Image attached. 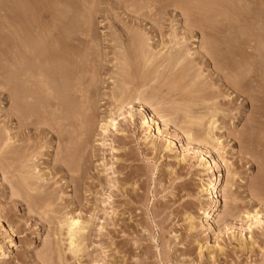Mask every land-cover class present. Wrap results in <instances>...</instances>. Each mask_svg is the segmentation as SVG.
Here are the masks:
<instances>
[{"label": "rangeland", "instance_id": "rangeland-1", "mask_svg": "<svg viewBox=\"0 0 264 264\" xmlns=\"http://www.w3.org/2000/svg\"><path fill=\"white\" fill-rule=\"evenodd\" d=\"M8 1L21 0H0V264H264V149L249 142L264 122V105H260L264 95L259 92L257 97L258 93L247 88V95L239 93L232 74L227 76L218 59L215 62L207 56L213 41L209 36L212 24L218 21L214 30L227 33L226 45L221 48L227 52L242 48L244 58L253 64L243 68L245 82L262 81L264 75L257 66H264V35H259L264 26V0H228L233 4H227L230 9L225 6L228 1L223 6V0L219 4V0H208L209 4L205 0L207 5H219L212 6L216 12L206 16L202 9L212 8L204 6L203 0H199L202 5L188 0L194 4L190 8L184 0L21 1L33 5L28 8L45 4L63 12L55 10V16L47 10L40 18L49 35L58 14L61 21L57 17L56 25L71 19L78 28L75 39L65 40V44L76 46H62H68L70 53H66L75 64L81 60L80 71L78 66L72 68L70 55L62 47L61 61L48 63L46 57L48 68L38 64L44 73L41 79L53 85L49 75L68 56L69 65L67 60L63 62L68 69L72 66L70 73L77 69L78 74H84L80 77L76 72V77L85 83L78 79L80 91L85 88L81 100L75 93L79 92L76 84H69L76 81H71L73 73L71 79L69 74L64 76L65 80L69 77L64 81L68 90L76 88L67 94L71 103L75 102L73 106L66 102L69 112L61 102V112L51 106V113L47 103L56 99V93L48 89L45 95L38 93L36 97L44 102L35 104V99L33 106L38 107L34 111L38 112L31 116L32 122L24 121L25 126L13 116L12 102L2 86V66L6 67L2 57L15 55L13 43L21 38L17 29H22L15 21L7 24L8 9L4 7L11 4ZM14 2L15 8L21 3ZM196 6L203 13L194 10ZM21 29L17 34L24 35L26 31L22 34ZM47 33L41 37L46 39L43 34ZM28 34L26 41H30ZM50 40L44 41L50 44L49 48L44 44L45 50L55 49ZM143 44L149 48L148 55L154 54L151 56L157 60L142 56L139 46ZM10 47L14 50H8ZM46 51L47 56L50 52ZM72 51L76 55L72 56ZM178 52L190 55L175 65ZM58 53L56 56H61ZM45 73L50 74L45 77ZM34 75L35 82L41 83L39 75ZM61 92L59 100L66 101L67 95ZM145 100L148 103L143 109ZM214 160L219 161L217 167L211 166ZM219 178L221 205L216 207L208 189ZM76 214L85 221L87 231L83 252L74 256L64 223Z\"/></svg>", "mask_w": 264, "mask_h": 264}, {"label": "bare ground", "instance_id": "bare-ground-1", "mask_svg": "<svg viewBox=\"0 0 264 264\" xmlns=\"http://www.w3.org/2000/svg\"><path fill=\"white\" fill-rule=\"evenodd\" d=\"M20 1V0H19ZM21 1H24V0H21ZM20 1V2H21ZM27 1V0H26ZM33 1V0H32ZM35 1H37V0H35ZM35 1H33L32 3H35V4H39L40 3V1L38 2L37 1V3L35 2ZM53 1V0H52ZM134 1V0H133ZM146 1V0H145ZM151 1V0H150ZM198 2H199V4H201L202 5V3H203V1L205 2V0H203V1H199V0H197ZM210 1H212V0H210ZM214 2L216 1V0H213ZM212 1V3H214ZM226 1H228V0H223V6H224V4H225V2ZM9 2H11V1H8V4H9ZM12 2H14V1H12ZM12 2H11V4L10 5H12ZM20 2H17V1H15L14 3L17 5V3H20ZM30 2H31V0H30ZM60 2V1H59ZM129 2V1H128ZM185 2H189V4L187 3L186 5V8L188 7V8H190L189 6H193L194 4H193V1H186V0H184V3ZM191 2V3H190ZM195 2H196V0H195ZM207 3L209 2L208 0L206 1ZM205 2V4H204V6H206L207 8H209V9H211L212 8V11H207L206 10V8L204 7V9H202V11L204 12L205 11V13H203L201 10H200V8H203V6L201 7L200 5L198 6V7H200L199 9L197 8V6L194 8V10L197 8L198 10H200V12H202L204 15L203 16H206L207 15V12H211V13H213V7L212 6H219V5H213L211 2V4L212 5H207V3ZM217 2V4H219V2H220V0L219 1H216ZM240 2V1H239ZM41 3H43L42 1H41ZM58 3V2H57ZM63 3V2H62ZM138 3V2H137ZM155 3V2H154ZM220 3H222V0H221V2ZM232 3V2H231ZM257 3V2H256ZM259 3H261V2H259ZM5 4H7V3H5ZM4 4V5H5ZM7 4V5H8ZM22 5V6H19V5ZM20 4H18V6L17 7H19V8H15V5L13 6L15 9H13V7L11 8V6L10 5H8L7 6V8L6 7H4L5 9H8V13H9V11L11 12V10H12V14H8L6 11H5V13L7 14L5 17H7V21H8V23L7 24H13L12 22H16V24H18V25H21L22 26V29H21V27H19L18 29H19V31H18V29H17V32H20V29L22 30V34L25 32V33H27L28 34V30H29V33L31 32V35H29L28 34V36H29V38H28V40H30V41H26V39H27V37H26V35H25V33H24V35H21L20 33H18L17 34V32H16V35H18V36H21V38H19L18 39V44L21 46H18L17 45V42L16 43H13L14 45H13V48L14 49H16L15 47H17V49H16V51L18 50V51H20L19 52V54L15 51V55L12 53V52H9V53H12L13 55H9V54H4L3 55V57H2V60H4L5 62H3L2 61V63H6V67H4V66H2L3 68H5L4 69V71L3 72H5V73H3L2 75H3V77H4V74H5V77H4V82H2V86L4 87V90H5V93H7V95H8V97L10 98V101L12 102V107H13V113H14V117H16V119L18 120V122L19 123H25V122H27V121H29V120H32V117H33V115L35 114V113H37V112H35L34 111V108H36V106H33V103H34V101H36L35 99L37 98L36 96L38 95V93H40V92H44V95L46 94V92L44 91L45 89H48V90H50V91H52V92H54V94H55V96L54 97H56V99L55 100H51V98L50 99H48L46 96H45V98H47L48 99V101H50V103L52 104V105H50L49 106V102L47 103L48 104V108L50 107V112L52 111L51 109L53 108V107H55V109L53 108V110L55 111V112H61V108H60V105H62L61 104V102H63V105H64V109H65V112H69V110L67 109V108H69V107H66V102H67V106H69V105H71L72 103H71V97H72V95H70V100L67 98V97H69L68 95L69 94H71L72 92H73V90L74 89H79V92L77 93V91L78 90H76V96H77V94L80 96V95H84L85 93H82V92H84L85 90H83V89H85L83 86L81 87V91H80V87L79 86H81V83L83 82V80H82V78H80L81 76H84V74H81V72H79L80 74H78V71H80V63H78V60H80L79 58H78V60H76V64L73 62V60L70 58L71 57V55L70 54H67V53H70V51H68L69 49L67 48V47H65L66 45H68V44H70V43H68V44H65L66 42H68V41H70L71 40V38H73V39H75L74 38V36H75V33H76V30L78 29L77 28V26L75 25L76 23H75V20L72 22V20L70 19V21L68 22L67 20H65V21H67V23L65 22V23H63V22H60L61 20H60V16H59V14L57 15V17H58V19L60 20H58L60 23H58L57 25H56V23H55V21L54 20H56L57 21V17H55V19L52 21V24L54 23V25H51V26H53V29H52V27H50L52 30H50L51 31V34L50 35H52L53 36V38H52V36H50L48 33H50L49 31H48V33L45 31V29L46 28H44V27H46V26H44L43 24V26L41 25V23L40 22H42L41 20H40V18L43 16V15H45L46 13H47V10L49 11V10H52L54 13V15L55 14H57V12H59L60 11V9L58 8V6H55V7H57L58 9H56L55 7L53 8V6H52V8L54 9H52L51 7V9L49 8V6L48 7H46V6H44V5H41L40 7L38 6V5H35L33 8L32 7H30V8H28L29 6L28 5H32V4H26L25 2H23V4H22V2L20 3ZM26 4V5H25ZM70 4V3H69ZM75 4V3H74ZM143 4V3H142ZM192 4V5H191ZM209 4V3H208ZM227 4H229V1L228 2H226V4H225V6L228 8V6L229 5H233V4H229L228 6H227ZM147 5V4H146ZM184 5V4H183ZM6 6V5H5ZM26 6H28V7H26ZM33 6V5H32ZM46 7V8H44V7ZM75 6V5H74ZM151 6H153V4L151 5ZM209 6V7H208ZM221 6H222V4H221ZM222 6V7H223ZM263 6V5H262ZM43 7V8H42ZM59 7H61V6H59ZM184 7V6H183ZM194 7V6H193ZM216 7V8H217ZM236 7V6H235ZM235 7H233V9L235 8ZM1 8V7H0ZM49 8V9H48ZM65 8H68V6L67 7H65ZM226 8V9H227ZM231 8H232V6H231ZM248 8V7H247ZM260 8V7H259ZM10 9V10H9ZM70 9V8H69ZM72 9V8H71ZM76 9V8H75ZM162 9V8H161ZM208 9V10H209ZM222 9V8H221ZM220 9V10H221ZM224 9V8H223ZM228 9H230V8H228ZM227 9V10H228ZM4 10V9H3ZM55 10L57 11L56 13H55ZM185 10H187V9H185ZM189 10V9H188ZM182 11V10H181ZM225 11V10H224ZM223 11V12H224ZM236 11V10H235ZM51 12V11H50ZM62 11H60L59 13H61ZM67 12V11H66ZM194 12V11H193ZM197 12V11H196ZM214 12H216V11H214ZM218 12V11H217ZM220 12V11H219ZM232 12V11H231ZM63 13V12H62ZM264 13V12H263ZM3 14V13H2ZM51 14V13H50ZM51 15V16H53V17H51L50 15V17L53 19L54 18V15ZM190 14L191 13H189V16H190ZM199 15L201 14V13H198ZM226 14V13H225ZM259 14V13H258ZM5 15V14H4ZM62 15H64V14H62ZM138 15H139V13H138ZM195 15V14H194ZM193 15V16H194ZM211 15V14H210ZM213 15V14H212ZM212 15H211V17H212ZM215 15V14H214ZM235 15V14H234ZM237 16H238V14H236ZM56 16V15H55ZM67 16V15H66ZM192 16V15H191ZM196 16V15H195ZM203 16H201V17H203ZM220 16H223V15H220ZM219 16V17H220ZM251 16V15H250ZM262 16V15H261ZM260 16V17H261ZM44 17V16H43ZM200 17V18H201ZM241 17H243V15L241 16ZM62 18V17H61ZM197 18H199V16L197 17ZM209 18H210V16H209ZM224 18H226L225 16H224ZM239 18V17H238ZM65 19V18H64ZM240 19V18H239ZM219 20V19H218ZM226 20V19H225ZM232 20V19H231ZM260 20H262V19H260ZM43 21H45V20H43ZM200 21V20H199ZM215 21H216V18H215ZM264 21V20H263ZM87 22V21H86ZM86 22H82V23H84V24H86ZM216 22H218V21H216ZM216 22H214L212 25H214L213 27L214 28H212L213 30V33H211V35H209V36H212L211 37V39H213V41H212V43L210 44V50L209 51H211V52H207V56H210L211 58H212V60H216V58L218 59L217 60V63L218 64H220L221 65V68H222V70L223 71H225L224 73H228L227 74V76H230L231 74H232V77H233V83H234V87L239 91V93H244V94H246L245 93V91L248 89V90H253L255 93H258L259 94V92H260V94H261V92H262V95H264V85L262 84V82L264 83V76L262 77V81H258L257 79H255V80H253V81H249V82H245L246 81V78L245 77H247L246 76V74L244 75L243 74V70H245V69H243V68H245V67H247L248 65H253V64H251L247 59H245L244 57V54H242L241 52H240V50L242 49V48H240V50H238V48H237V50H235V52L233 51V52H231V55L229 54L230 52H227L228 50L227 49H222L223 48V45H226L225 43L227 42V36L225 35V33H226V30H225V32H224V29L223 30H219V29H217V30H214L215 29V23ZM230 22V21H229ZM45 23H46V21H45ZM63 24V27L61 28L60 26H62V25H60L59 26V24ZM209 23V22H208ZM221 23V22H220ZM220 23H219V25H220ZM259 23V22H258ZM4 24V23H3ZM48 24H49V22H48ZM197 24H199V22L197 23ZM201 24V23H200ZM256 25H259L260 26V23L259 24H257L256 23ZM6 26V25H5ZM12 26V25H11ZM50 26V25H49ZM49 26H47V27H49ZM79 26V25H78ZM218 26V25H217ZM221 26V25H220ZM8 27V26H7ZM60 27V28H59ZM231 27V26H230ZM260 27H262V26H260ZM9 28H10V25H9ZM12 28V27H11ZM77 28V29H76ZM211 28V27H210ZM264 28V26L262 27V29ZM43 29H44V31H43ZM261 29V33L259 34V35H261V34H263L264 35V33L262 32L263 30ZM42 32H41V31ZM49 30V29H48ZM81 30H82V27H81ZM209 30V29H208ZM228 30V29H227ZM231 29H229V31H230ZM16 31V30H15ZM24 31V32H23ZM221 31H222V33H221ZM238 31V30H237ZM7 32H9V31H7ZM39 32H41V33H44V34H48L49 35V37H48V35H44L43 34V37H45L46 36V39H52V41L50 40V43H51V45L52 46H54L55 47V49L56 48H58L59 50H57V51H59V55H63L64 53H63V51H64V49L63 48H65V54H67V55H70L69 56V58H70V61H71V63H70V65H74V67H72V66H70V69H71V67L74 69V68H77L76 66H78V71H77V69L76 70H71V73H73V79L74 80H72L71 79V73H70V69H68L67 68V66H66V63H64L66 60H67V64L69 65V58H68V56L66 57L65 55V58L63 59V60H65L64 62H63V60H62V64H63V67H61L62 66V64L61 63H57V65L60 67H57V65H53V66H55V68L57 67L58 69H61V71L62 72H60V70H58L57 68L55 69V71H54V74H51V75H49V76H51V77H49L48 78V80L49 79H51L52 80V82H53V85L51 84V82H50V84H51V86L49 85V84H47L46 82H45V80L44 79H41L42 77H44L42 74H44V73H42V67H44L43 66V64H45L46 65V67H47V62L48 61H50V62H48V63H51L52 61L54 62V59H55V61H61V58H62V55L61 56H56V52H53V50H55V49H53L52 51L50 50L49 51V49H46L47 51H49L50 53H48L46 50H45V48H44V44L46 45V46H48V44H49V42L48 43H45L44 41L46 40V39H44V38H42L41 37V33H39ZM80 32V31H79ZM231 32V31H230ZM11 33V32H10ZM208 33V32H207ZM79 34V33H78ZM83 34V33H82ZM227 34V33H226ZM63 37H62V36ZM22 36H23V38H22ZM60 36V37H59ZM6 37V36H5ZM8 37V36H7ZM9 37H10V35H9ZM33 37H34V40H33ZM42 39H41V38ZM80 37V36H79ZM81 37H83V36H81ZM258 37H260V36H258ZM10 38H12V37H10ZM32 38V39H31ZM61 38V39H60ZM63 38H64V42H63ZM68 38V39H67ZM261 38H264V37H261ZM24 41H26V42H24ZM79 39V38H78ZM258 40L260 39V38H257ZM39 40V41H38ZM59 40H60V42H59ZM62 40V41H61ZM65 40H66V42H65ZM68 40V41H67ZM142 40V39H141ZM140 40V41H141ZM209 40H210V38H209ZM242 40V39H241ZM258 40H257V42H258ZM5 42H7L6 40H4ZM22 41V42H21ZM40 41H41V43H40ZM49 41V40H48ZM75 41V40H74ZM78 41V40H77ZM143 41H145V40H142V43H144ZM229 41V40H228ZM4 42V43H5ZM42 42H43V44H42ZM73 42V41H72ZM137 42H139V41H137ZM239 42V41H238ZM256 42V43H257ZM22 43L24 44L25 43V47H24V49H22ZM38 43V44H37ZM61 43V44H60ZM79 43V42H78ZM262 43V42H261ZM7 44V43H6ZM41 44H42V46H41ZM60 44V45H59ZM65 44V46L63 47L62 45H64ZM131 44V43H130ZM132 44L134 45V39H133V42H132ZM135 44H136V42H135ZM145 44V43H144ZM143 44V46L141 45V48H140V46H139V49H141L140 51H141V53H143L142 54V56H144V58L146 59L147 58V60L149 61H151L152 59H154V58H152V56L151 55H154V54H149L148 55V53H150L149 52V48H144V47H146L145 45ZM233 44V43H232ZM237 44H240V43H237ZM236 44V45H237ZM255 44V43H254ZM263 44V43H262ZM262 44H260V45H262ZM26 45H28V47L30 48H26L27 46ZM50 45V44H49ZM71 46L70 47H73L72 45H74V46H76L75 45V43L73 44H70ZM139 45V44H138ZM138 45H136V46H138ZM177 45V44H176ZM245 45V44H244ZM9 46H11V44L10 45H8V47ZM24 46V45H23ZM45 46V47H46ZM61 46V47H60ZM79 46V45H78ZM83 46V45H82ZM206 46V45H205ZM241 46H242V44H241ZM263 46V45H262ZM12 47V46H11ZM8 48V50H11V49H13V48ZM19 47V48H18ZM43 47V51L41 50V48ZM63 47V48H62ZM69 47V48H70ZM144 48V51L142 50L143 48ZM178 47V46H177ZM222 47V48H221ZM251 47V46H250ZM48 48H49V46H48ZM60 48L63 50H61L62 51V53L60 52ZM74 48V47H73ZM138 48V47H137ZM227 48V47H226ZM263 48H264V46H263ZM13 49V50H14ZM29 49V51H27ZM52 49V48H51ZM77 49V48H76ZM138 49V50H139ZM145 49H148V51H145ZM228 49H230V48H228ZM233 49V48H232ZM236 49V48H235ZM4 50V49H3ZM7 50V51H8ZM12 50V51H13ZM22 50V51H21ZM40 50H41V53H39L40 52ZM48 53L47 54V56H46V53H45V51ZM68 52H67V51ZM71 50V49H70ZM75 50V49H74ZM137 50V49H136ZM262 50V49H261ZM7 51H5V52H7ZM23 51H25V53L23 52ZM26 51H27V53L30 55H28L27 53H26ZM172 51V50H171ZM174 51H175V49H174ZM207 51V50H206ZM242 51V50H241ZM14 52V51H13ZM21 52H23V54L21 53ZM53 52V53H52ZM67 52V53H66ZM76 52V51H75ZM75 52L73 53V51H72V56H73V54L74 55H76L75 54ZM79 52H81L80 50H79ZM248 52V51H247ZM262 52V51H261ZM17 53V54H16ZM21 53V54H20ZM44 55H43V54ZM53 54V56H52V54ZM54 53H55V55H54ZM61 53V54H60ZM87 53V52H86ZM134 53V52H133ZM262 53H264V52H262ZM261 53V54H262ZM27 54V55H26ZM57 54V55H58ZM172 54V53H171ZM170 54V55H171ZM227 54H229V55H227ZM7 55V56H6ZM49 55H51V56H49ZM78 55H79V53H78ZM81 55V54H80ZM177 56H176V59L174 60V61H176L177 60V64H176V62H175V65H179V64H181V63H183V62H185L186 61V59H187V57L190 55V53L189 52H186V53H180V52H178L177 54H176ZM43 56H45V57H43ZM49 56V57H48ZM55 56V58H53ZM141 56V55H140ZM141 56V57H142ZM156 56V55H155ZM154 56V57H155ZM169 56V55H168ZM252 56V55H251ZM49 59H47V58ZM51 57V58H50ZM77 57V56H76ZM80 57V56H79ZM140 57V58H141ZM215 57V58H214ZM249 57V56H248ZM256 57V56H255ZM5 58V59H4ZM53 58V59H52ZM66 58H68V59H66ZM74 58V57H73ZM81 58V57H80ZM254 58V57H253ZM75 59V58H74ZM138 59V58H137ZM143 59V58H142ZM141 59V60H142ZM156 59V58H155ZM155 59L153 60V61H155ZM251 59V58H250ZM264 59V58H263ZM48 60V61H47ZM52 60V61H51ZM157 60V59H156ZM47 61V62H46ZM137 61V60H136ZM144 61V60H143ZM255 61V60H254ZM38 62V63H37ZM43 62H46V63H43ZM80 62H81V60H80ZM138 62V61H137ZM152 62V61H151ZM216 62V61H215ZM33 63H34V65H36L37 66V68H36V66H34L33 65ZM40 63H42V66L40 65ZM83 63V62H82ZM86 63V62H85ZM250 63V64H249ZM253 63V62H252ZM257 63L258 62H256V66H257ZM3 64V65H4ZM38 64L40 65V67L42 68V69H39V66H38ZM61 64V65H60ZM64 64H65V66H64ZM87 64V63H86ZM125 64H126V62H125ZM154 64V63H153ZM145 65H146V61H145ZM49 66H51L50 64H49ZM80 66V67H79ZM24 67H26V69H24ZM65 67H66V69L67 70H69V71H67V70H65ZM160 67V66H159ZM177 67V66H176ZM258 67V70L260 69L261 70V72H262V74L261 75H264L263 73V69H261L262 67H264V66H262V64H260L259 63V65L257 66ZM48 68V67H47ZM63 68V69H62ZM249 68V67H248ZM256 68V67H255ZM255 68H253V69H255ZM22 69H24V70H22ZM40 70L41 71V73H40V71H39V73L36 71V70ZM45 69V68H44ZM52 67L49 69V72L50 71H52ZM145 69V68H144ZM251 69V68H250ZM57 70L63 75H61L59 72H57ZM46 71H48L47 69H46ZM65 71H67V72H65ZM81 71L83 72V70L81 69ZM148 71V70H147ZM248 71V70H247ZM250 71V70H249ZM254 71V70H253ZM256 71V70H255ZM36 72V73H35ZM69 72V73H68ZM76 72H77V74L80 76L79 78H77L78 77V75L76 74ZM59 73V76H60V78H63V80L61 79L60 80V78H59V81H61V83H62V85H65L66 83H67V80L69 79V77H70V79H71V81H77V83H76V81L75 82H70L69 84L71 85V84H76V88H74L71 92L68 90L69 88L68 87H70V86H68L67 87V85H65L66 86V88H65V86H64V88H61V83L57 80L58 78H57V74ZM259 73H260V71H259ZM34 74H36V76H38V78H40V79H38V80H42V81H39V82H41V83H39V84H37V82L38 81H36L35 82V80L33 79L34 77H35V75ZM48 74H50V73H48ZM48 74H46L45 73V77H48L47 75ZM70 75L69 77H68V79H64V76H65V78L67 77L66 75ZM230 74V75H229ZM53 75H55V77L54 78H52L53 77ZM76 75H77V77H76ZM160 75V74H159ZM260 75V74H259ZM260 75V76H261ZM62 76V77H61ZM149 76V75H148ZM255 76H256V74H255ZM254 76V77H255ZM146 77V76H145ZM155 77V76H154ZM259 77V76H258ZM37 78V77H36ZM56 78V79H55ZM77 78V79H76ZM31 79L34 81V83H32L31 82ZM53 79H55V80H53ZM81 81V83H80V81ZM248 79V78H247ZM58 81V83H56L57 81ZM151 80H153V78L151 79ZM250 80V79H249ZM259 80H260V78H259ZM56 81V82H55ZM64 83H63V82ZM155 81V80H154ZM69 82V81H68ZM4 83V84H3ZM55 83V84H54ZM34 84V88H32V85ZM37 84V85H36ZM59 84V86H60V88L62 89H60L59 88V86H57ZM82 84H85L84 82L82 83ZM148 84V83H147ZM232 84V83H231ZM252 84H256V86H253ZM54 85H56V86H54ZM78 85V86H77ZM73 85H71V87H72ZM54 89H53V88ZM75 87V86H74ZM250 87V88H249ZM57 88V89H56ZM247 88V89H246ZM42 89V90H41ZM61 90V91H63V92H65V95H67L68 93V95L66 96V98H64V99H66V101L65 100H59V99H61V98H59V95H60V93H62L61 91L59 92V91H57V90ZM63 89H65V90H68V92L66 93V91H64ZM246 89V90H245ZM53 90H55V91H53ZM179 90V89H178ZM173 91V90H172ZM237 91V92H238ZM82 93V94H79V93ZM75 93H73V95L75 94ZM53 94V95H54ZM59 94V95H58ZM140 94V93H139ZM139 94H138V96H139ZM257 94V95H258ZM260 94H259V96H257V97H260ZM39 95H41V94H39ZM43 95V94H42ZM41 95V96H42ZM52 95V96H53ZM58 96V98H57V96ZM62 95V94H61ZM144 95V94H143ZM142 94L140 95V96H143ZM174 95V94H173ZM247 95V94H246ZM48 96V95H47ZM82 96H80L79 98H81V100H82ZM139 96V97H140ZM145 96V95H144ZM250 96V95H249ZM44 97V96H43ZM138 97V98H139ZM262 97V96H261ZM264 97V96H263ZM262 97V98H263ZM74 98V97H73ZM76 98V97H75ZM141 98H143V97H141ZM145 98V97H144ZM253 98H254V100H256L255 98V96H253ZM261 98V99H262ZM38 99V98H37ZM44 99V98H43ZM42 98H41V101H39V99L37 100L38 101V103H35V104H39V103H43L42 102V100H43ZM47 99H45V100H47ZM257 99H259V100H261L260 98H257ZM67 100H69L70 101V103H68V101ZM78 100V99H77ZM76 100V102L78 103V104H80L81 103V105L83 104L82 102H80V101H77ZM80 100V99H79ZM140 100V99H139ZM141 100H143V99H141ZM253 100V99H252ZM57 101V102H56ZM153 101V100H152ZM263 102H264V100H262ZM262 101L260 102V103H262ZM47 102V101H46ZM55 102V103H54ZM145 102H146V100H145ZM144 102V103H145ZM154 102V101H153ZM258 102V101H257ZM54 103V104H53ZM77 103H76V105H77ZM147 103H148V101L145 103V104H143L141 107L144 109L145 107H146V105H147ZM155 103V102H154ZM39 105V106H42V105ZM75 104V102L72 104V106ZM149 104H151L150 102H149ZM157 104V103H156ZM187 104V103H186ZM54 105V106H53ZM154 105V104H153ZM260 105H262L261 107H263V103L262 104H260ZM33 106V107H32ZM51 106H52V108H51ZM258 106V105H257ZM38 107V106H37ZM45 107V106H44ZM77 107H78V105H77ZM76 107V108H77ZM80 107V106H79ZM42 108H43V106H42ZM156 108V107H155ZM40 109V108H39ZM45 108H43V110H44ZM61 109V110H60ZM71 109V108H70ZM11 110V109H10ZM48 110V109H47ZM68 110V111H67ZM72 110V109H71ZM74 110V109H73ZM77 109H75V111H76ZM80 110V109H79ZM78 110V111H79ZM263 110H264V108H263ZM54 111H53V114H52V116L54 115ZM78 111H77V113H78ZM143 111V110H142ZM158 111V110H157ZM41 112V111H40ZM71 112V111H70ZM74 112V111H73ZM156 112V111H155ZM154 112V113H155ZM161 112V111H160ZM189 112V111H188ZM52 113V112H51ZM50 113V114H51ZM263 113H264V111H263ZM263 113H261V117H263L262 116V114ZM10 114V113H9ZM158 113H156V115H157ZM165 114V113H164ZM191 114V113H190ZM78 115V114H77ZM162 115V114H161ZM166 115V114H165ZM32 116V117H31ZM34 116H36V115H34ZM37 116H38V114H37ZM41 116V115H40ZM56 116V115H55ZM74 116V115H73ZM160 115L158 114V117H159ZM31 117V118H30ZM68 117H70V116H68ZM190 117V116H189ZM41 118V117H40ZM72 118V117H71ZM77 118V117H76ZM55 119H56V117H55ZM58 119V118H57ZM62 119V118H61ZM158 119V118H157ZM189 119V118H188ZM34 120H36V119H34ZM33 120V121H34ZM150 120V119H149ZM25 121V122H24ZM37 121V120H36ZM151 121L152 122H154L155 120H154V118L152 117L151 118ZM261 121V120H260ZM263 121V120H262ZM261 121V125H260V127H259V130H258V133L257 134H255L254 135V137L252 136V137H250V141L249 142H251V143H253L255 146H257V147H261V148H263L264 149V134H263V136H261V134L262 133H264V122H262ZM30 122H32V121H29V123ZM35 122V121H34ZM38 122V121H37ZM192 122V121H191ZM190 122V123H191ZM18 123V124H19ZM28 123V122H27ZM39 123V122H38ZM26 124V123H25ZM25 124H24V126H25ZM34 124V123H33ZM35 124H37V123H35ZM63 124V123H62ZM22 125V124H21ZM27 125V124H26ZM111 125V124H110ZM109 125V126H110ZM259 125V124H258ZM23 126V125H22ZM33 126V125H32ZM112 126V125H111ZM106 127V129L107 130H104L103 132L106 134L107 133V131H108V129H109V127H108V124L105 126ZM105 127H103V128H105ZM257 127V128H258ZM59 129V128H58ZM191 129V128H190ZM102 130V129H101ZM191 131V130H190ZM189 131V132H190ZM250 136V135H249ZM248 137V136H247ZM10 140V139H9ZM8 140V141H9ZM249 140V139H248ZM10 142V141H9ZM8 142V143H9ZM248 142V141H247ZM219 144V143H218ZM258 148V149H259ZM209 153V152H208ZM264 155V154H263ZM258 157V156H257ZM217 162H219V161H215L214 160V162H213V164L211 165V166H215V167H217L216 165H217ZM214 163H215V165H214ZM32 169V168H31ZM215 169V168H214ZM34 176V175H33ZM222 179H217L216 180V182L214 183V184H212L211 186H210V189H208V192L209 193H211V194H213L214 195V198H215V200H216V207H218L219 206V204L221 205V200L219 199V191H218V189H219V187L222 185V181H221ZM29 187V186H28ZM45 203V202H44ZM215 212H219V209H217V210H215ZM74 215V214H73ZM77 215V214H76ZM68 216V218H66V220H65V223H64V225H65V227L67 228V230H68V239L70 240V250H71V252H72V254H74V256H77L78 254H81L82 252H83V250H84V244H85V240H84V235L86 234V227H85V225H86V223H85V221H82L80 218H81V216H80V218L78 217V215L77 216ZM67 217V216H66ZM258 217V215L255 217V218H257ZM254 218V219H255ZM260 218V217H259ZM84 222V223H83ZM67 232V231H66Z\"/></svg>", "mask_w": 264, "mask_h": 264}]
</instances>
